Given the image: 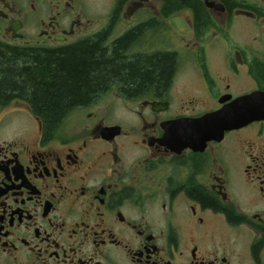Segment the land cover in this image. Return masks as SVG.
I'll use <instances>...</instances> for the list:
<instances>
[{
	"label": "flooded vegetation",
	"instance_id": "obj_1",
	"mask_svg": "<svg viewBox=\"0 0 264 264\" xmlns=\"http://www.w3.org/2000/svg\"><path fill=\"white\" fill-rule=\"evenodd\" d=\"M101 5L0 0V56L121 59L55 122L0 98V264H264V0Z\"/></svg>",
	"mask_w": 264,
	"mask_h": 264
},
{
	"label": "trees",
	"instance_id": "obj_2",
	"mask_svg": "<svg viewBox=\"0 0 264 264\" xmlns=\"http://www.w3.org/2000/svg\"><path fill=\"white\" fill-rule=\"evenodd\" d=\"M166 7L176 8L182 0H166ZM119 43L113 53L100 49L88 54H67L55 59L36 51L0 56V98L26 96L35 110L55 122L73 105L86 101L94 88L102 87L118 75ZM53 57V58H52Z\"/></svg>",
	"mask_w": 264,
	"mask_h": 264
},
{
	"label": "rangeland",
	"instance_id": "obj_3",
	"mask_svg": "<svg viewBox=\"0 0 264 264\" xmlns=\"http://www.w3.org/2000/svg\"><path fill=\"white\" fill-rule=\"evenodd\" d=\"M94 2V4H99L101 5V7H103L104 3H109L111 0H92Z\"/></svg>",
	"mask_w": 264,
	"mask_h": 264
},
{
	"label": "water",
	"instance_id": "obj_4",
	"mask_svg": "<svg viewBox=\"0 0 264 264\" xmlns=\"http://www.w3.org/2000/svg\"><path fill=\"white\" fill-rule=\"evenodd\" d=\"M142 3H140V2H136V3H134L133 4V8H138L140 5H141ZM206 118V117H205ZM222 117H220V119H221ZM214 119H219V116H215V118ZM209 120H211L210 118H206V121H209Z\"/></svg>",
	"mask_w": 264,
	"mask_h": 264
}]
</instances>
